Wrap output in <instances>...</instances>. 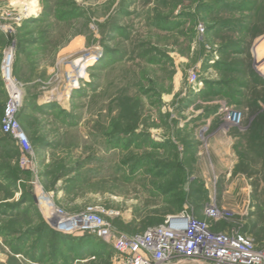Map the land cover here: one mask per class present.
I'll return each instance as SVG.
<instances>
[{"label":"rangeland","instance_id":"1","mask_svg":"<svg viewBox=\"0 0 264 264\" xmlns=\"http://www.w3.org/2000/svg\"><path fill=\"white\" fill-rule=\"evenodd\" d=\"M9 49L24 148L3 128ZM263 116L264 0H0V264H113L41 194L114 209V234L217 203L264 240Z\"/></svg>","mask_w":264,"mask_h":264},{"label":"built area","instance_id":"2","mask_svg":"<svg viewBox=\"0 0 264 264\" xmlns=\"http://www.w3.org/2000/svg\"><path fill=\"white\" fill-rule=\"evenodd\" d=\"M13 55V49L6 51L2 67L9 95L3 128L24 148L29 140L18 118L23 93L13 76ZM23 160L26 163V155ZM40 200L47 206L57 231L69 235L89 233L111 243L115 249L113 264H264V240L235 227L217 228L227 219V211L217 203L208 205L201 215L186 207L144 230L114 234L112 219L118 214L114 209L92 204L72 213L47 195L41 194Z\"/></svg>","mask_w":264,"mask_h":264},{"label":"trees","instance_id":"3","mask_svg":"<svg viewBox=\"0 0 264 264\" xmlns=\"http://www.w3.org/2000/svg\"><path fill=\"white\" fill-rule=\"evenodd\" d=\"M262 120H264V116H263V118H262ZM164 219H162L161 221H163ZM160 221V222H161ZM160 222H158V223H160ZM155 224H157V223H155ZM153 225V224H152ZM150 226V225H149ZM148 227V226H147ZM146 227V228H147ZM227 227H229L225 222L224 223H221L220 224V226H218L217 228H222V229H225V228H227ZM146 228H144V229H146ZM244 231V230H243ZM244 232H247V231H244ZM59 233V232H58ZM248 233V232H247ZM86 235H90L89 233H85V234H81V235H70V236H86ZM259 240V239H258Z\"/></svg>","mask_w":264,"mask_h":264},{"label":"crops","instance_id":"4","mask_svg":"<svg viewBox=\"0 0 264 264\" xmlns=\"http://www.w3.org/2000/svg\"><path fill=\"white\" fill-rule=\"evenodd\" d=\"M51 228H52V227H51ZM52 229H53V228H52ZM62 235H63V234H62ZM63 237H64V238H68V237H69V238H78V236H77V237H75V236L73 237V236H70V235H67V236L64 235ZM79 237H81V238L89 237V238H91V239L94 238V239H98V240H101V241H102V239H99L98 237L93 236V235H89V236H79ZM114 255H115V253H114ZM91 256H92V257H91ZM91 256H90V257L93 258V257H95V254H92Z\"/></svg>","mask_w":264,"mask_h":264},{"label":"bare ground","instance_id":"5","mask_svg":"<svg viewBox=\"0 0 264 264\" xmlns=\"http://www.w3.org/2000/svg\"><path fill=\"white\" fill-rule=\"evenodd\" d=\"M33 2H34V3H33V4H34V10H36V9H35L36 6H37L36 1H33ZM32 8H33V7H32ZM11 54H12V53H11ZM9 57L12 58V55H10ZM7 61H9V60L7 59ZM7 73H8V72H7V70H6V74H7Z\"/></svg>","mask_w":264,"mask_h":264}]
</instances>
